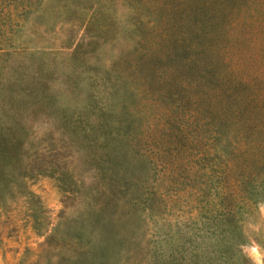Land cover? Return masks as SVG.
<instances>
[{
	"label": "rangeland",
	"instance_id": "rangeland-1",
	"mask_svg": "<svg viewBox=\"0 0 264 264\" xmlns=\"http://www.w3.org/2000/svg\"><path fill=\"white\" fill-rule=\"evenodd\" d=\"M0 264H264V0H0Z\"/></svg>",
	"mask_w": 264,
	"mask_h": 264
},
{
	"label": "trees",
	"instance_id": "trees-1",
	"mask_svg": "<svg viewBox=\"0 0 264 264\" xmlns=\"http://www.w3.org/2000/svg\"><path fill=\"white\" fill-rule=\"evenodd\" d=\"M236 118L238 120L242 121L243 123L248 124V125L256 126V124H257V122H256L257 118H255V117H244V118H242V116L239 115V113H238V116H236ZM209 146H210V144H209ZM223 186H226V185L223 183Z\"/></svg>",
	"mask_w": 264,
	"mask_h": 264
}]
</instances>
